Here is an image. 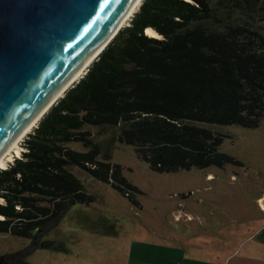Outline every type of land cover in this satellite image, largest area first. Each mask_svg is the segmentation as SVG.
I'll return each instance as SVG.
<instances>
[{
    "label": "trees",
    "instance_id": "trees-1",
    "mask_svg": "<svg viewBox=\"0 0 264 264\" xmlns=\"http://www.w3.org/2000/svg\"><path fill=\"white\" fill-rule=\"evenodd\" d=\"M263 121L264 0H143L0 169V232L30 240L7 264H27L40 248L66 251L46 236L75 204L97 200L74 168L141 205L142 190L112 161L118 145L161 173L243 167L222 148L233 135L212 126Z\"/></svg>",
    "mask_w": 264,
    "mask_h": 264
},
{
    "label": "rangeland",
    "instance_id": "rangeland-1",
    "mask_svg": "<svg viewBox=\"0 0 264 264\" xmlns=\"http://www.w3.org/2000/svg\"><path fill=\"white\" fill-rule=\"evenodd\" d=\"M222 126L212 127L233 135L225 138L223 150L240 158L243 167L228 164L225 168L161 173L139 159L131 145H118L112 161L121 163L124 176L142 190L137 194L141 205L74 168L97 200L89 205L75 204L46 236L64 241L66 251L40 248L27 264H190L181 259L192 255L188 252L210 259L218 251H233L238 235L228 233L224 239L218 232L220 227H244L243 232L248 233L245 227L260 219L259 213L264 211V121L259 128ZM26 137L19 142L20 154ZM15 154L13 151V157ZM249 216L255 218L244 223L238 219ZM29 242L28 238L0 232V257ZM234 256L238 259L241 255L230 258Z\"/></svg>",
    "mask_w": 264,
    "mask_h": 264
},
{
    "label": "water",
    "instance_id": "water-1",
    "mask_svg": "<svg viewBox=\"0 0 264 264\" xmlns=\"http://www.w3.org/2000/svg\"><path fill=\"white\" fill-rule=\"evenodd\" d=\"M136 1L0 0V156L103 46L101 54Z\"/></svg>",
    "mask_w": 264,
    "mask_h": 264
},
{
    "label": "crops",
    "instance_id": "crops-1",
    "mask_svg": "<svg viewBox=\"0 0 264 264\" xmlns=\"http://www.w3.org/2000/svg\"><path fill=\"white\" fill-rule=\"evenodd\" d=\"M258 217L263 219L262 222L258 224L256 228L247 227L248 233L243 232V227H233L229 229L225 225L220 227L218 232H222L224 239L227 238V234L230 232H234L235 235H238V239H236L238 240V246L233 251H227L225 249L222 252L218 251L216 253L217 255L211 259H202L199 256H194L196 255L194 252H188V254L192 255H184L181 259L189 261L190 264H225V261H232V263L236 261L238 264H264V211H260ZM260 220L261 219H258V221ZM244 235H246V237H244ZM223 241L226 243L225 240ZM36 253H39V251L37 250ZM235 254L241 256H239L238 259H235V256L230 258ZM173 259L175 262L178 260L177 257Z\"/></svg>",
    "mask_w": 264,
    "mask_h": 264
},
{
    "label": "bare ground",
    "instance_id": "bare-ground-1",
    "mask_svg": "<svg viewBox=\"0 0 264 264\" xmlns=\"http://www.w3.org/2000/svg\"><path fill=\"white\" fill-rule=\"evenodd\" d=\"M142 0H137L136 3L134 4V6L132 7V9L125 15V17L123 18V20L121 21V23L119 24V26L116 27V29L114 30V32L110 35L113 36L114 33H116V31H118L122 26L126 25L129 20L131 19L132 15L134 14V12L139 8L140 4H141ZM147 32L150 35H157V33L155 31H153L152 29H147ZM158 36V35H157ZM109 37V38H110ZM108 38V40H109ZM107 41V40H106ZM103 47V46H102ZM100 47L98 49L97 52L94 53V55H92L88 61L84 64V66L82 68H80L76 74L73 76V78L70 80V82L68 84H66V86H64L62 88V90L57 94V96L55 98L52 99L51 102L48 103V105L43 109V111L41 113L38 114V116L30 123V125L28 127H26L24 129V131L20 134V136H18L16 138V140L14 142H12L8 148L1 154L0 156V168H7L8 167V162L10 160L13 159V155L12 152L15 151L16 154L15 155H21L20 154V149H19V142H21L23 140V138L29 133L30 130H32V128H35V125L38 124V122L41 120L43 114L48 110L49 106L53 103V101L63 95L64 92H66V90L75 82H77V80L79 78H82L84 74H86L87 69H89V67L91 66L92 62L95 60V58H97L101 48ZM2 198V197H1ZM4 200V199H3ZM0 201H2V199H0ZM264 205V204H263ZM0 217H2V215L0 214Z\"/></svg>",
    "mask_w": 264,
    "mask_h": 264
},
{
    "label": "flooded vegetation",
    "instance_id": "flooded-vegetation-1",
    "mask_svg": "<svg viewBox=\"0 0 264 264\" xmlns=\"http://www.w3.org/2000/svg\"><path fill=\"white\" fill-rule=\"evenodd\" d=\"M0 258H2L3 259V261L2 262H4V263H7V258L6 257H0Z\"/></svg>",
    "mask_w": 264,
    "mask_h": 264
}]
</instances>
